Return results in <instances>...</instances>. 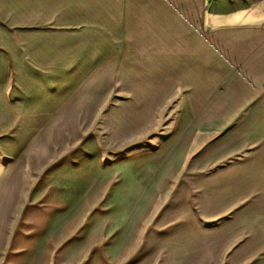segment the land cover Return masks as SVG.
Segmentation results:
<instances>
[{
    "label": "rangeland",
    "instance_id": "rangeland-1",
    "mask_svg": "<svg viewBox=\"0 0 264 264\" xmlns=\"http://www.w3.org/2000/svg\"><path fill=\"white\" fill-rule=\"evenodd\" d=\"M189 23L169 0H0V29L35 35L0 47V264H184L154 235L184 231Z\"/></svg>",
    "mask_w": 264,
    "mask_h": 264
},
{
    "label": "crops",
    "instance_id": "crops-1",
    "mask_svg": "<svg viewBox=\"0 0 264 264\" xmlns=\"http://www.w3.org/2000/svg\"><path fill=\"white\" fill-rule=\"evenodd\" d=\"M169 1L196 32L174 51L185 87L184 158L191 159L177 201L184 231L154 237L184 241V264H264V0ZM87 30L109 29L92 23ZM26 32L0 29V47H33L35 35ZM49 95L39 111H49Z\"/></svg>",
    "mask_w": 264,
    "mask_h": 264
}]
</instances>
